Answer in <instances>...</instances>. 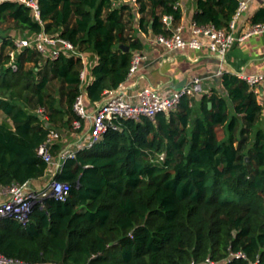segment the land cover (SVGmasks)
<instances>
[{
  "label": "trees",
  "instance_id": "16d2710c",
  "mask_svg": "<svg viewBox=\"0 0 264 264\" xmlns=\"http://www.w3.org/2000/svg\"><path fill=\"white\" fill-rule=\"evenodd\" d=\"M33 1L41 21L0 0V191L44 179L50 132L60 135L55 159L76 121L84 130L78 98L98 104L118 90L145 50L138 33L171 37L183 18L180 0ZM240 1L196 0L193 23L228 31ZM251 21L264 25V7ZM41 33L98 59L85 90L81 59L18 51V38ZM222 85L154 120L115 122L62 163L54 180L70 186L66 201L37 203L27 226L0 220V254L26 264H264V108L239 77L224 74Z\"/></svg>",
  "mask_w": 264,
  "mask_h": 264
},
{
  "label": "built area",
  "instance_id": "2783aa9c",
  "mask_svg": "<svg viewBox=\"0 0 264 264\" xmlns=\"http://www.w3.org/2000/svg\"><path fill=\"white\" fill-rule=\"evenodd\" d=\"M25 3L31 7L34 11V16L38 21H41L40 10L37 1L15 0ZM126 1V0H120ZM137 0H132L136 2ZM251 0L240 1L238 10L236 11L232 22L230 23L229 30H218L214 26L199 27L193 23V33L197 36H206L209 39L208 46L212 53L219 58H223L229 49L239 40L242 41L253 35L264 33V25H255L250 31L244 34L242 37H236L232 31L236 29L237 21L240 19L244 11L247 9ZM164 22L170 28L173 22L172 17H165ZM183 27L175 29L171 37L157 36V41L164 45L166 49L172 50H185L187 48L199 49L202 43L197 39L190 41L185 40L182 35ZM18 51L23 48L35 47L44 55H48L51 59H58L61 54L69 57H75L81 59L84 70L81 73V79H86L88 68L91 64V58L80 52L70 42H67L60 38H52L44 33L32 38L20 37L15 41ZM12 58L15 56V52L11 53ZM148 60V56L145 51H137L134 53L131 63V68L128 77L137 73L142 65ZM16 69V66L13 65ZM240 79L246 81L258 92V87L264 84V75H252V76H240ZM203 93L200 79H194L191 83L187 84L183 88L171 93L170 95H163L155 88H146L140 91L137 95L130 97L127 89L121 85L118 90L110 91L106 93L102 102L96 105V109L91 115L85 104L84 97L78 98L75 104V111L77 115L85 121L90 122L89 139L87 148L91 149L101 139V137L109 130L110 127L118 129L115 122L125 120L140 121L144 117H148L152 120L160 113H170L175 111L180 105L182 99L185 96H195L196 94ZM40 114L43 115L44 111L40 110ZM82 128L81 121L74 123V130ZM60 135L56 131H51L48 140L44 146L39 149V154L50 165L55 164V159L49 152V148L53 143L59 139ZM76 153H68L60 155L59 168L62 167V163L67 159L75 157ZM161 160L165 159V156L160 157ZM8 198L6 201L0 202V220L5 218H12L20 222L22 225L27 226L31 221V215L33 208L39 202H43L47 198H54L57 201H66L70 194V186L67 183L58 182L53 180L46 190L36 192L32 190L28 185L25 186H12L6 189ZM0 264H26L20 260L10 259L0 254Z\"/></svg>",
  "mask_w": 264,
  "mask_h": 264
},
{
  "label": "crops",
  "instance_id": "0c3cea01",
  "mask_svg": "<svg viewBox=\"0 0 264 264\" xmlns=\"http://www.w3.org/2000/svg\"><path fill=\"white\" fill-rule=\"evenodd\" d=\"M243 1V0H241ZM179 5L183 12V18L178 27H183L181 35L185 40L197 39L202 43L201 48L185 50H168L157 41V36L152 34H139L145 43V52L148 60L141 69L133 76L128 77L122 84L130 97L137 95L146 88H155L160 94L170 95L183 88L194 79H200L203 93H210L218 90L225 93L222 85V76L230 74L237 77L264 75V33L253 35L242 41H237L223 58L216 57L210 47L209 39L206 36H197L193 33V19L198 11L196 0H180ZM264 7V0H251L247 9L237 21L236 29L232 33L238 38L246 34L255 26L252 18L257 11ZM136 33V34H137ZM89 56V55H88ZM91 64L84 82V90L94 80L92 69L98 63L95 56H89ZM258 100L264 108V84L258 87ZM84 104L92 115L97 104H92L84 94ZM90 122L85 121L82 132L73 130L62 135L59 143L62 150L55 158V164L50 166L47 176L29 186L32 190L39 192L46 190V181L54 180L60 171V155L77 153L87 148L89 139ZM49 184V185H50ZM8 195L6 189L0 191V202L6 201Z\"/></svg>",
  "mask_w": 264,
  "mask_h": 264
},
{
  "label": "water",
  "instance_id": "95a60500",
  "mask_svg": "<svg viewBox=\"0 0 264 264\" xmlns=\"http://www.w3.org/2000/svg\"><path fill=\"white\" fill-rule=\"evenodd\" d=\"M120 48L123 49L125 52H129L130 51L129 47H126V46H123V45ZM209 107L210 108L212 107L211 103L209 104ZM28 186H31V183H29Z\"/></svg>",
  "mask_w": 264,
  "mask_h": 264
},
{
  "label": "rangeland",
  "instance_id": "374dc122",
  "mask_svg": "<svg viewBox=\"0 0 264 264\" xmlns=\"http://www.w3.org/2000/svg\"><path fill=\"white\" fill-rule=\"evenodd\" d=\"M2 120V116L0 115V121ZM222 136V134H220ZM51 182V181H50ZM49 181H46V184H47V187H49V184H50Z\"/></svg>",
  "mask_w": 264,
  "mask_h": 264
}]
</instances>
